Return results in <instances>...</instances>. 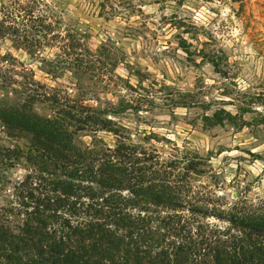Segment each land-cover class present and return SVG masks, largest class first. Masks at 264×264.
I'll return each instance as SVG.
<instances>
[{
	"label": "rangeland",
	"instance_id": "rangeland-1",
	"mask_svg": "<svg viewBox=\"0 0 264 264\" xmlns=\"http://www.w3.org/2000/svg\"><path fill=\"white\" fill-rule=\"evenodd\" d=\"M35 2L0 0V111L48 117L59 110L50 99L70 97L135 144L187 158L196 186L264 198V0ZM96 129L78 142L116 146ZM18 134L0 120V205L5 181L29 174L6 160L28 145Z\"/></svg>",
	"mask_w": 264,
	"mask_h": 264
},
{
	"label": "trees",
	"instance_id": "trees-1",
	"mask_svg": "<svg viewBox=\"0 0 264 264\" xmlns=\"http://www.w3.org/2000/svg\"><path fill=\"white\" fill-rule=\"evenodd\" d=\"M79 46H67L70 61ZM66 98L50 99L59 110L48 117L26 105L0 111L28 140L6 160L29 171L5 181L0 264H264V198L229 201L196 186L187 158L135 144L101 110ZM93 128L113 133L116 146L80 144Z\"/></svg>",
	"mask_w": 264,
	"mask_h": 264
}]
</instances>
